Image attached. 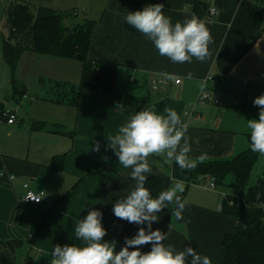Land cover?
I'll list each match as a JSON object with an SVG mask.
<instances>
[{
	"label": "crops",
	"instance_id": "0c3cea01",
	"mask_svg": "<svg viewBox=\"0 0 264 264\" xmlns=\"http://www.w3.org/2000/svg\"><path fill=\"white\" fill-rule=\"evenodd\" d=\"M9 1L0 0V27ZM20 1L35 10L47 7L71 12L72 17H78L80 11H62L59 7L71 4L85 12L95 8L93 14L98 15L85 13L89 17L85 21L96 22L88 56L115 63L118 69L113 92L82 89L77 94L78 84L69 88L67 78L58 81L60 72L68 75L67 70L73 67L83 70L71 62L76 59L26 51L13 72L3 58L0 29V264H50L49 253L55 245H81L74 228L91 210L102 213L101 222L107 231L104 240L115 241L116 251L125 245L126 237L135 236L140 227L147 228V224L128 223L113 213L114 204L129 194L135 181L130 177L132 169L124 168L108 145L118 129L139 111L151 109L166 115V109L176 110L188 126L189 156L196 164L232 159L248 149L247 127L237 124L231 129L218 122L206 123L204 113L218 110L207 101H198V84L205 81L204 91L226 97L229 103L218 113L260 111L253 101L264 94V0H205L208 9H218L213 16L197 12L194 0ZM156 3L164 4L163 12L173 24L193 15L205 23L213 38L208 59L172 63L126 23L129 12ZM164 72L175 74L181 82L168 81L154 88L153 81L162 78ZM189 72L192 80L186 78ZM210 75L213 79L207 81ZM3 110L16 114L14 124L1 117ZM34 122L62 131L34 129ZM97 143L99 151L94 147ZM201 155L205 156L203 161L198 159ZM58 156L63 157L55 159ZM148 162L152 172L147 176L161 175L162 190L178 180L172 176L174 162H165L163 156H150ZM183 182L185 193L180 195L187 202L183 219L172 215L175 206L170 204L158 214L152 230L165 232V245L171 244L177 251L191 246L207 255L212 264H224L223 238L235 230L237 222L219 208L224 199L220 192L231 191H220V186L209 188L198 181L189 185ZM24 183L45 192L40 203L22 200ZM150 250V244L141 248L143 252Z\"/></svg>",
	"mask_w": 264,
	"mask_h": 264
},
{
	"label": "clouds",
	"instance_id": "9594fccd",
	"mask_svg": "<svg viewBox=\"0 0 264 264\" xmlns=\"http://www.w3.org/2000/svg\"><path fill=\"white\" fill-rule=\"evenodd\" d=\"M163 8V3H156L143 10L129 12L125 17L126 23L146 36L158 53L172 63H191L193 58L200 62L208 59L213 38L205 23L193 15L183 23L177 21L173 24L165 16ZM160 75L165 81L177 79L175 74L167 72ZM186 78L192 80V73L189 72ZM198 86L203 95L206 82L200 81ZM253 104L260 111L259 119L247 120L246 123L250 132V148L264 156V94L256 97ZM187 130V124L172 108L166 109V115H159L151 109L132 115L108 143L120 164L132 169L130 177L135 181L129 194L114 204L113 213L128 223L147 224V228L140 227L135 236L126 237L125 245L116 251L115 241L104 240L107 231L101 222L102 213L91 210L84 219H79L74 228L75 237L82 242L81 245H55L49 253L52 257L50 264H212L207 255L199 254L191 246L177 251L173 245H165L167 234L159 229L152 230V224L159 220L158 214L170 204L175 206L172 215L182 220L187 202L180 195L185 191V184L180 180L153 197L145 186L147 174L152 172L149 157L163 156L165 162H174L182 171L193 170L197 164L189 156L191 146ZM94 147L99 151L98 143ZM198 159L203 161L205 156L201 155ZM34 200L39 202V199ZM148 244L151 250L141 251Z\"/></svg>",
	"mask_w": 264,
	"mask_h": 264
},
{
	"label": "trees",
	"instance_id": "16d2710c",
	"mask_svg": "<svg viewBox=\"0 0 264 264\" xmlns=\"http://www.w3.org/2000/svg\"><path fill=\"white\" fill-rule=\"evenodd\" d=\"M194 8L197 12L206 13L208 4L205 0H194ZM70 15L71 12H58L47 7L35 10L28 3L10 0L2 23L7 29L2 39L5 62L14 72L19 57L26 51L78 59L83 63V70L81 81L75 86L77 94L82 89L113 92L118 65L94 61L88 56L96 22L87 20L84 24L67 27L63 21ZM32 127L62 131L57 126L48 127L42 122H34ZM248 139L250 142V134ZM260 156L251 151L249 145L248 149L232 159L200 162L191 171H182L175 163L172 165L173 178L183 180L187 185L205 174H211L218 185H223L232 176L229 186L236 193L227 194L221 210L234 216L237 223L235 230L226 233L223 238L224 264H264V174L254 185H249L252 170ZM60 157L63 156L55 159ZM163 181L158 174L148 177L145 186L153 197L161 192ZM231 201L234 203L231 204Z\"/></svg>",
	"mask_w": 264,
	"mask_h": 264
},
{
	"label": "rangeland",
	"instance_id": "374dc122",
	"mask_svg": "<svg viewBox=\"0 0 264 264\" xmlns=\"http://www.w3.org/2000/svg\"><path fill=\"white\" fill-rule=\"evenodd\" d=\"M59 8L62 11H66V10L67 11L68 10L73 11L74 9L76 11H78V10L80 11V15L78 17L66 16L64 18L63 22L67 27H73L75 23L84 24L85 19L90 17L89 15H98V13H99V12H97L96 14H93L94 13L93 11L95 10V8H88V12H85V10L83 11L82 7H80V8H78L76 6L73 7V6H71V4H66L65 6H61ZM85 13L89 17H86ZM83 21H84V23H83ZM77 25H79V24H77ZM0 29H1L2 35H3V33H7V29L5 27H3L2 25H1ZM71 62H75V64H77V66H80V65L83 66V63L78 59L71 61ZM73 68H74L73 70H67V71H69L68 75L60 72L61 75L58 77V81H62V82L66 81L63 78H67L69 81H66V82H68L70 84V85H68L69 88H70V86H72L74 84H79L81 81L82 70H80L79 67H77V68L73 67ZM64 71H65V69H64ZM48 81H50V80H48ZM204 92H207V91H204ZM206 103L209 106L216 108L218 110V111L208 112L207 114L204 113V115H205L204 119H205L206 123L213 122L216 124L218 122L219 125H221L223 127H229L231 129H235L234 127H236L237 124H241V125L246 127L247 120L259 119V111H252L250 113H247L246 115H240L238 113H234L233 111H229V110H226L225 113H218L219 110H221L222 108H225L224 106L229 103L227 101L226 97L224 95H221V94H211L210 98L207 100ZM263 174H264V156L261 155L257 164L255 165V167L252 170L250 180H249V185H254L257 182V180ZM231 180H232V176H229L223 185H218L221 188L220 191H222V190H224L225 192L231 191L232 193L235 194L236 191L233 190L229 186V183ZM197 181L201 184L207 183V181L203 177H199V179ZM220 193H218V195L220 194V197H222V192H220Z\"/></svg>",
	"mask_w": 264,
	"mask_h": 264
},
{
	"label": "built area",
	"instance_id": "2783aa9c",
	"mask_svg": "<svg viewBox=\"0 0 264 264\" xmlns=\"http://www.w3.org/2000/svg\"><path fill=\"white\" fill-rule=\"evenodd\" d=\"M218 13V9L214 6H210L208 11H207V14L209 16H213L215 14ZM213 79V76L210 75L206 78L207 81H210ZM163 81V82H162ZM176 84H179L181 82V79L180 78H177L175 81H174ZM168 81H165L163 80V78H160V79H155L153 81V87L154 88H158L159 86H164V85H167ZM210 98V94L208 92H204V94H200L199 97H198V101L199 102H205L207 101L208 99ZM189 114V113H188ZM186 113V115H188ZM1 117L3 119L6 120V122L8 124H14L16 122V114L14 112H12V110H3L1 112ZM182 122H183V119L181 118ZM10 178L13 179L15 178L14 175H10ZM203 178H205V180L207 181V185L209 188H217L218 184L215 180V178L211 175V174H205L203 176ZM23 188H24V194L22 196V200L26 201V202H31V203H40L45 195V192L43 190L41 191H35L29 183H24L23 184ZM223 197L226 198L227 197V194L226 193H222ZM34 199H39V202H37L36 200ZM234 202L231 201V204H233ZM222 206H223V203H220V206L219 208L222 209Z\"/></svg>",
	"mask_w": 264,
	"mask_h": 264
}]
</instances>
